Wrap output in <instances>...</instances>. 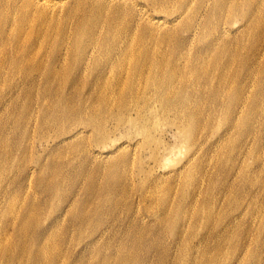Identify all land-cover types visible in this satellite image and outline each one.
I'll use <instances>...</instances> for the list:
<instances>
[{
    "label": "rangeland",
    "instance_id": "rangeland-1",
    "mask_svg": "<svg viewBox=\"0 0 264 264\" xmlns=\"http://www.w3.org/2000/svg\"><path fill=\"white\" fill-rule=\"evenodd\" d=\"M48 1L0 0V264H264V0L161 46L148 0Z\"/></svg>",
    "mask_w": 264,
    "mask_h": 264
},
{
    "label": "bare ground",
    "instance_id": "bare-ground-1",
    "mask_svg": "<svg viewBox=\"0 0 264 264\" xmlns=\"http://www.w3.org/2000/svg\"><path fill=\"white\" fill-rule=\"evenodd\" d=\"M28 1L29 2L27 3L31 7L32 6L37 7L40 4L49 5L48 0H28ZM113 1H116V0H98L96 7L99 11H101L104 5L108 4L109 2H113ZM120 1L126 4L131 3L129 2L130 0H120ZM203 2H204L203 0H198V1L196 0H148L147 2H144V4H142L139 7L135 6L134 13L137 15L136 17L138 19V24L141 27V31H142V34H144V37L148 39L150 43L161 46L162 44L166 43L168 39L171 37L172 30L170 31L171 27L169 28V26H167L168 23L177 22L179 24L184 19L188 20V19H191L189 18L191 16L194 17V16L199 15V13H201V10L203 9L202 7ZM169 3L170 4L172 3V5H170ZM150 4H152L151 10L148 8V5L151 6ZM225 5H226V2L224 0H218L216 6L215 7L211 6L210 9L212 10V12L214 13L216 17H219L225 13L224 11L226 10V8L224 9ZM170 7H173V8H170ZM168 8L173 9V10L169 11ZM227 10L231 11V9L229 8ZM226 15L230 17V13H226ZM245 20H246V24H245L243 31L246 29L248 31L247 27L252 26L250 24L254 22V18L252 14H250L249 17H246ZM218 24H220L218 28L219 29L222 28V29L219 30L218 35L215 37V39L218 40L223 37L225 39V37H228L230 29H227L228 27H224L223 26L224 24L222 25L221 23L217 22L216 25ZM91 25L92 24H88L86 26V31L83 32L85 33V36L89 38H92V26ZM192 27H194V29L192 30L193 33L191 32L188 35V38L193 36L194 32L196 31L197 27L195 26V22L194 24L192 23L191 26H189V30ZM83 33H80V34L78 32L76 33V38L78 39V41L81 39V35ZM213 51L214 52H213L212 57L216 59L217 51L215 50V48ZM177 54H178V51H173V56H176ZM171 74H173V72L171 71L168 72V75H171ZM155 77H158V75L155 74L154 77L151 78V82L154 85H156L157 88L164 89L167 92L170 89V91L173 92V89L171 87V81H170L172 78L171 76L163 77L164 80H159ZM157 88H156L157 93H153V94L159 95V97L164 96L163 100L168 101L167 104H171L172 106H174V102H176L175 100L176 98H173V97L176 95V93H163L164 94L163 95L162 93H160V90H158ZM134 94L135 93H126V97L133 99L135 104H138V100L134 99ZM185 96L189 97L187 93ZM81 107H82L81 112L78 111V114L83 115L84 108L83 106ZM119 108L122 110V112H125V113H131L132 110L136 111L137 109V108L136 109L133 108L131 110L130 108H126V106H123V105H121Z\"/></svg>",
    "mask_w": 264,
    "mask_h": 264
}]
</instances>
